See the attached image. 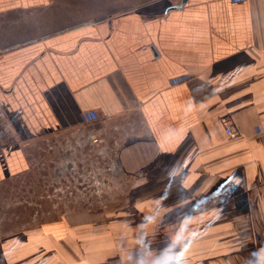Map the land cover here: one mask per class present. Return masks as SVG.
Returning a JSON list of instances; mask_svg holds the SVG:
<instances>
[{"label":"crops","instance_id":"crops-1","mask_svg":"<svg viewBox=\"0 0 264 264\" xmlns=\"http://www.w3.org/2000/svg\"><path fill=\"white\" fill-rule=\"evenodd\" d=\"M181 2L53 5L25 21L47 34L0 41V186L82 126L121 138L130 186L108 212L2 229L0 264H264V0Z\"/></svg>","mask_w":264,"mask_h":264},{"label":"rangeland","instance_id":"rangeland-1","mask_svg":"<svg viewBox=\"0 0 264 264\" xmlns=\"http://www.w3.org/2000/svg\"><path fill=\"white\" fill-rule=\"evenodd\" d=\"M143 2L145 0H45L43 4L49 7H41L37 13L21 10L20 7L26 4L23 0H0V41H22L30 35L37 38L41 33L47 34L48 29H27L25 21L41 22L49 16L47 11L55 9L53 5L71 13L80 11L82 13L74 15L83 19L91 15V11H107L117 5L121 10L129 4ZM84 10L88 12L83 13ZM82 128L84 134L70 131L67 138L45 144L40 157L29 161L28 172L12 177L0 186V233L2 229L29 228L74 210H86L91 214H100L103 210L108 212L127 199L129 182L126 175H118L114 160L118 145L116 148L115 143L111 146L112 141L102 134L100 145L105 144L102 148L105 154L100 155L96 143L92 142L97 137L91 139L86 135L89 128L95 127Z\"/></svg>","mask_w":264,"mask_h":264},{"label":"built area","instance_id":"built-area-1","mask_svg":"<svg viewBox=\"0 0 264 264\" xmlns=\"http://www.w3.org/2000/svg\"><path fill=\"white\" fill-rule=\"evenodd\" d=\"M220 122H221L223 129H224V133L227 136L233 137L235 135V133L233 131L230 119L228 117H223V118H221ZM97 134H98L96 136L97 138H93L92 142L96 143V148L98 149V153L103 155V154H105V151L102 148H104L105 144L100 145L101 141H102V138L100 136H102V134H101V132H98Z\"/></svg>","mask_w":264,"mask_h":264},{"label":"water","instance_id":"water-1","mask_svg":"<svg viewBox=\"0 0 264 264\" xmlns=\"http://www.w3.org/2000/svg\"><path fill=\"white\" fill-rule=\"evenodd\" d=\"M184 3H185V0H182V2H181V4L180 5H174L173 7H170V8H179V7H182L183 5H184ZM83 127V126H82ZM82 127H77L78 129H80L81 131L83 130V128ZM89 127H94V126H89ZM75 133H77L76 132V129H75V131H74ZM83 132V131H82ZM98 132H100L99 131V129L98 128H96L95 127V129H93V128H89L88 129V131H86V135L87 136H89L91 139L94 137V136H97L98 134ZM79 133V132H78ZM83 134H84V132H83ZM118 142H120V144H118V148H117V150H116V153L114 154V160H115V163H116V165H117V167H118V175L120 176V175H124L123 174V172H122V170L120 169V167H119V161H118V155H119V151H120V148H121V143H122V141H121V138H119L118 139ZM110 144H112L113 145V143L111 142ZM111 145V146H112Z\"/></svg>","mask_w":264,"mask_h":264},{"label":"snow or ice","instance_id":"snow-or-ice-1","mask_svg":"<svg viewBox=\"0 0 264 264\" xmlns=\"http://www.w3.org/2000/svg\"><path fill=\"white\" fill-rule=\"evenodd\" d=\"M224 186H226V185H222V187H224Z\"/></svg>","mask_w":264,"mask_h":264}]
</instances>
